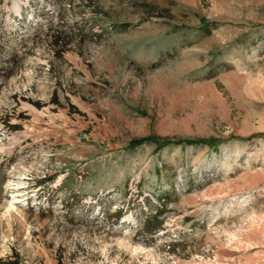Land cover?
I'll use <instances>...</instances> for the list:
<instances>
[{"label":"rangeland","instance_id":"374dc122","mask_svg":"<svg viewBox=\"0 0 264 264\" xmlns=\"http://www.w3.org/2000/svg\"><path fill=\"white\" fill-rule=\"evenodd\" d=\"M0 264H264V0H0Z\"/></svg>","mask_w":264,"mask_h":264},{"label":"trees","instance_id":"16d2710c","mask_svg":"<svg viewBox=\"0 0 264 264\" xmlns=\"http://www.w3.org/2000/svg\"><path fill=\"white\" fill-rule=\"evenodd\" d=\"M204 140H199V141H188V142H190V143H201V142H203ZM167 142H162L160 145H163V144H166ZM120 215H118L117 216V218L119 217ZM157 217H158V214L157 213H155L154 215H149V216H147L146 217V219H145V222H144V227H145V230L146 231H150V230H154V229H156V228H158L159 227V225H160V221H157ZM152 221H155L157 224L156 225H154L153 227H148V224H149V222H152Z\"/></svg>","mask_w":264,"mask_h":264}]
</instances>
